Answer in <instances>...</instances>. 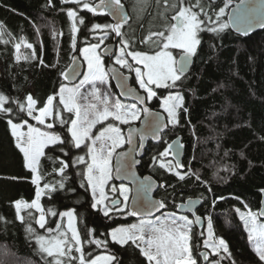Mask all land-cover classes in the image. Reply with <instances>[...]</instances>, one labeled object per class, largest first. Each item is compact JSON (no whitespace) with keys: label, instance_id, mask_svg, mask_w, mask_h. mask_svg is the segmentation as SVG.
<instances>
[{"label":"trees","instance_id":"16d2710c","mask_svg":"<svg viewBox=\"0 0 264 264\" xmlns=\"http://www.w3.org/2000/svg\"><path fill=\"white\" fill-rule=\"evenodd\" d=\"M183 3L195 5L197 0H183ZM199 5L194 11L203 9L213 20L217 19L219 9L224 8L219 19L227 23L226 0H199ZM69 9L76 11L78 17L75 42L72 21L67 16ZM157 11V7H151L136 19L131 8L130 21L122 28V39L129 42L131 51L150 53L157 47L153 42L155 37L145 42L152 32L162 31L168 24ZM201 18L207 19L203 13ZM94 24L110 22L105 15L93 14L61 0H0V93L7 98L4 108L10 109L0 111V264H46L34 234L47 235L46 229H55L57 223L64 228L59 213L68 210L74 213L86 259L106 254L114 258L112 264H148L138 246L131 242L123 246L116 244L109 235L113 229L130 225L137 219L127 211L105 216L100 209L92 208L93 198L85 178L89 163L87 148L75 147L67 131L74 115L59 103L60 88L66 85L63 74L72 57L80 55L83 47L96 43L94 36L104 32L93 30ZM199 38L201 44L189 73L174 87L152 86L157 93L148 101L152 109H157L159 100L171 92L181 95L183 104L177 122L168 125L161 140L147 141L138 173L149 174L159 183L156 197L163 202L164 212H176L177 206L189 198L202 201L197 214L211 219L215 238L223 239L228 245L230 255L222 253L221 264H264L237 213V209L241 213L247 209L257 212L259 191L264 190V29L247 36L234 34L230 28L219 33L204 31ZM21 40L32 47H24ZM18 43H21L19 51L15 47ZM120 69L133 75L125 68ZM130 82L138 88L133 79ZM96 84L89 83L83 90L85 99ZM103 84L100 86L112 95L113 102H128L119 98L111 81ZM28 96L37 102L33 115L39 114L49 96L54 98L53 118L47 121L54 122L50 130L64 141L45 149L38 169L40 188L49 184L53 189L45 190L40 200L47 221L45 229L36 224L40 213L35 209L21 211L22 223L17 219L15 208L17 200L31 203L37 190L8 123L11 120L36 124L27 115ZM56 112L60 113V119L56 118ZM178 136L185 147L182 168L178 169L183 180L161 168L157 161L163 159L159 153L167 143ZM81 156L85 157L84 163L78 161ZM49 209L56 215L49 214ZM29 226L33 234L26 230ZM93 239L104 243L98 247L89 242ZM204 239L203 229L193 226L189 242L197 262L201 261L199 250ZM79 255L72 253L73 257ZM66 262L79 264L78 259Z\"/></svg>","mask_w":264,"mask_h":264},{"label":"snow or ice","instance_id":"6c2138e0","mask_svg":"<svg viewBox=\"0 0 264 264\" xmlns=\"http://www.w3.org/2000/svg\"><path fill=\"white\" fill-rule=\"evenodd\" d=\"M65 3H73L82 9L87 10L93 14H97L99 10L104 8H110L112 15L119 19L115 23L111 24H94L93 30H103L104 36L100 39L99 43L91 44L88 47L80 49V55L83 56L87 62V73L84 76V80L80 82V85L67 88L61 87L59 92V103L63 105V109L68 113L74 114L75 118L71 119V126L67 131L71 135V139L74 142L76 148H80L84 145L87 148V157L90 163L87 164V170L85 172V178L87 180L88 187L92 191L93 203L92 208L97 209L100 206V210L103 211L105 216H108L109 209L105 201L108 200V196L105 192V187L112 179V158L116 153V149L123 146L125 143L131 145L133 143V133L135 129H131L127 138L122 134L120 127L113 123H108L106 127L93 134V128L97 124H101L103 121L109 120L117 121L119 124H129L130 121H134L140 118L141 111L145 117L150 115L148 108L138 109L136 104L126 105L116 100L114 103L109 104V98L104 96L101 98L97 95V89L93 87L91 96L98 100L102 105V109L97 104H90L82 106L78 103L81 98L80 88L86 83H93L99 81L104 83L106 80V72L103 67V62L97 49L104 39L108 37V32L115 33L116 37H122V27L127 22V17L122 13L121 0H100L99 5H94L88 2V0H63ZM243 3V0H241ZM175 7V5L173 6ZM199 0L195 5L188 4L185 6L183 0L179 5V10L171 17L174 21L169 23L164 30L158 32H152L149 37L146 38L153 41L158 50H155L152 54H148L143 51H127L130 44L127 40L121 39L122 45L120 52L116 55L115 63L123 68H132L126 57H131L137 67H135L136 81L140 88L147 93V100H152L157 95L152 86L156 88H171L176 85V82L181 80L184 76L188 65L191 63L192 57L196 54L198 45L201 44L199 34L201 32H213L219 33L232 26L229 23H223L220 21V17L224 14V8H220L216 13V20L208 16L206 12L194 11V8H199ZM227 7V5H225ZM201 13L207 19L201 18ZM67 16L72 23L73 41L75 42V36L78 31L76 26V20L78 19L76 11L69 9ZM84 21L81 19L80 23ZM254 23H259L261 27H264V14L259 17L256 15V8L253 6L249 8L245 14L238 15L233 24L237 27L238 31H249L253 27ZM242 26V27H241ZM24 47L31 48L32 45L21 40ZM21 43L15 45L17 51L21 47ZM173 50H180L182 53L181 58L178 60L173 54ZM17 59H20L17 56ZM142 66V67H141ZM131 91V90H129ZM53 97L49 96L47 103L41 109H39V115H33L34 106L36 100L31 96L27 97V115L35 119L38 124L44 125L45 118L53 115ZM137 101L141 104L144 103V98L136 97ZM6 97L0 95V111L8 112L10 109L4 108ZM183 104V97L179 94L168 95L161 101V107L168 115V124H175L177 122V109ZM21 105V111H23ZM55 116L60 119V113L56 112ZM12 135L16 138V147L23 154L25 167L28 168L32 175V183L37 185L36 197L31 203L23 200L15 201V208L17 212V219L22 223L24 217L21 215V211L24 209H35L40 213L39 218L36 220V224L41 229H45L46 219L45 212L40 203V198L45 190L52 191V187L49 184H44L43 189L40 188V175L38 172L41 158L45 156V149L49 145L63 144L64 141L60 135L54 134L50 131H43L39 127L27 125V131H21L23 125L19 123H13L8 121ZM26 123V122H25ZM63 123V121H62ZM149 127L152 129V135L155 139H160V133L163 128L166 127L160 120L158 115L148 122ZM48 129L53 128L51 123L47 124ZM144 135L141 134L140 146L143 147ZM90 141V143H86ZM175 144V142H173ZM173 145H168L165 150L159 153L160 158L167 157L169 151ZM179 147H183L180 145ZM126 153H117L118 159H123ZM156 162L157 158H153ZM80 163L85 162V157H78ZM159 166L165 168L168 171H173L176 168L181 167L179 161L175 164L172 161L165 163L163 159L159 161ZM64 168H60V172H63ZM122 168L118 166L116 168L117 175L121 173ZM127 175V173H126ZM134 175V174H133ZM181 180L184 179L183 175L177 173ZM145 181L149 178L145 177ZM62 186V185H61ZM112 191L115 192L116 188L113 187ZM130 189L124 184L119 187V195L123 197V208H115L117 212H125L130 216L141 215V211L145 216H151L154 210L163 208V202H153L147 199H141V193H147L151 191V186L145 187L143 184L137 189V201H139L138 208H129L127 203L129 199ZM113 205L119 203L118 201H112ZM247 207V206H246ZM49 214L56 215L51 209L48 210ZM237 213L240 216V220L243 221L244 227L248 232V238L253 242L254 251L261 261H264V222L260 221V217H264V208H261L259 212H253L249 210L246 213H241L237 209ZM30 214V213H29ZM61 217H67V230L62 231L63 225L61 223L56 224V228H47V235H35V242L38 246V250L46 258V264H65L67 260L78 259L79 264H112L114 259L112 256H97L94 259H86L83 248L80 233L77 230L75 223V216L73 212H61ZM196 223L200 222V217H196ZM193 221L189 220L186 216H175L174 214L165 215L163 218L157 217L155 221L151 219H141L138 224H132L128 227H117L113 229L109 235L114 243L119 245H126L129 242L136 244L140 248L141 254L146 258L148 264H197V260L193 258L192 248L190 246L191 239V225ZM30 234H33V229L29 226L26 229ZM68 233H71L69 237ZM90 243L96 244L98 247L104 242L99 239H93ZM205 249H211V254L220 255L223 252L226 255L229 254L228 245L223 239H217L214 237L213 225L211 219L208 220V238L204 241ZM73 250L76 253H80L79 257H73ZM205 260L208 259V253H201ZM50 258V259H47ZM214 264H220L219 261H215Z\"/></svg>","mask_w":264,"mask_h":264},{"label":"water","instance_id":"95a60500","mask_svg":"<svg viewBox=\"0 0 264 264\" xmlns=\"http://www.w3.org/2000/svg\"><path fill=\"white\" fill-rule=\"evenodd\" d=\"M210 2H215L216 0H209ZM227 3H229V8L227 10L226 14V20L227 23L232 24L230 30L237 35L241 36H247L249 34L261 31L264 29V27H261L259 23H254L251 30L245 32V31H238L235 24H233L234 19L238 15H243L246 13V11L251 8H256V15L259 17L261 14H264V0H243V3L241 0L232 1L226 0ZM97 3L96 5H99ZM123 7L121 9L122 13L127 17V22L129 20V13L124 4H121ZM104 11L106 16L111 20L112 23L117 22L119 19L116 16L112 15V10L110 8H104L98 11L101 12ZM126 22V23H127ZM125 23V24H126ZM242 27V26H241ZM116 54V38L111 44H108L104 46L101 50V56L107 59V65H106V72L107 75L114 86L119 98L123 101H128L131 103L136 104L141 110L143 108H148L150 115L148 117H145L143 112L141 111V118L136 124L129 125L125 130V138H127L128 133L131 129H135L136 131L133 133V143L131 145L125 144V147L114 155L113 158V181L115 184H125L130 186L131 188V194L130 199L128 202L129 208H138L139 207V201H137V189L141 184H143L145 187L151 186V191L147 193H141V199H147L153 202H161L159 198L156 197V192L159 188V183L149 174L140 175L138 173V166L140 164V158L143 156L146 143L147 141H152L153 143H158L161 140L162 133L167 129L168 123H167V117L159 110L152 109L148 105V101L146 99V94L144 92H141L138 88L131 85V75L125 74L116 64L113 62V58ZM182 53H179L177 56V59L179 60L181 58ZM194 61V56L192 57L191 63L188 65V68L184 75L188 74L189 71L192 68V64ZM84 73V64L82 60L80 59L79 55H74L72 57V60L68 66V68L65 70L63 74V78L68 85L75 84L80 80ZM131 90V91H129ZM136 97L144 98V103L141 104L137 101ZM158 115L160 117V120L163 124L166 125V127L163 128L162 132L160 133V139L157 140L152 135V129L149 127L148 122H150L154 116ZM141 134L144 135L143 140V147L140 146L141 143ZM175 142V144L173 143ZM168 145H173L172 149L169 151L170 158L174 163L179 161L181 167L184 160V154H185V147L181 142V138L178 136L174 139H172ZM182 145L183 147H179ZM168 147V146H167ZM126 153L127 155L123 159H118L117 153ZM120 166L122 168L121 173L119 176L117 175L116 168ZM180 168V167H179ZM127 173V175H126ZM134 174V175H133ZM145 177H148L149 179L145 181ZM261 195V199L259 202V209L264 208V190L259 191ZM117 201V200H114ZM201 200L199 198H189L186 199L184 202L180 203L176 208L177 214L182 215H188L191 216L193 219V225L198 229H203L204 227V220L201 216L197 214V211L201 205ZM118 204V203H117ZM116 204V205H117ZM111 207H115L116 205H113L111 202ZM164 212V207L159 208L157 210H154L151 216H145L143 212L141 211V215L133 216L137 220L143 219H151L155 218L159 215H161ZM196 217H200V222L196 223ZM260 221L264 222V217L259 218ZM201 253H206L205 251H202ZM200 253V255H201ZM202 257V264H207V260H205Z\"/></svg>","mask_w":264,"mask_h":264},{"label":"rangeland","instance_id":"374dc122","mask_svg":"<svg viewBox=\"0 0 264 264\" xmlns=\"http://www.w3.org/2000/svg\"><path fill=\"white\" fill-rule=\"evenodd\" d=\"M62 2H63V0H61ZM63 3H65V2H63ZM180 1L179 0H135V3H133L132 2V5H131V8L133 9V14H134V17H136V19H140V17L142 16V15H144L145 13H147L149 10H150V8L151 7H153V8H155V7H157V9H158V11H157V13H159V16H160V18L162 19V20H165V22H167L168 24L169 23H172L173 21L171 20V17L179 10V5H180ZM66 4H71V3H66ZM147 5H150L148 8H145L144 9V7L145 6H147ZM175 5V7H173ZM185 6H187L186 4H185ZM228 6H229V3H228ZM82 8V7H81ZM161 9V12L159 11ZM72 21V20H71ZM72 23H73V21H72ZM168 24H166V26L168 25ZM165 26V27H166ZM165 27H163V30L165 29ZM104 36V34L103 33H99V34H96L95 36H94V38H97V41H96V43H99L100 42V39L102 38ZM104 41H105V39H104ZM104 41H103V43H104ZM103 43L102 44H100V47L97 49V52L100 54V51H99V49L101 48V46L103 45ZM88 46H90V45H87V46H85V47H88ZM121 47L122 46H119V48L117 49V52H116V54H115V56H114V58H113V62H114V64H116L115 63V59H116V55H118L119 54V52H120V49H121ZM84 48V47H83ZM155 50H158V48L156 47L155 49H154V51ZM153 51V52H154ZM153 52H150V53H148V54H152ZM179 53H181L180 52V50H173V54H174V56H175V58L177 59V56H178V54ZM80 56V59L82 60V62H83V64H84V73H83V75H82V77L80 78V80L78 81V82H76L75 84H72V85H68V84H66V85H64V86H62V87H67V88H73V87H76V86H78V85H80V82L82 81V80H84V76H85V74L87 73V71H88V69H87V62L84 60V58H83V56H81V55H79ZM100 56H101V54H100ZM101 59H102V56H101ZM126 59L128 60V62H129V64H131L132 65V68H125L126 70H128V71H131L132 73H133V76H134V78H135V84L138 86V88L139 89H141L140 88V86H139V84L137 83V81H136V74H135V67H137V65L135 64V62L131 59V57H126ZM103 62V61H102ZM119 68L121 67L120 65H118V64H116ZM103 67H104V70H105V72H106V65L103 63ZM142 67V66H141ZM123 68V67H122ZM106 74H107V72H106ZM110 81V79H109V77H108V75L106 76V80H105V82H109ZM178 82V81H177ZM176 82V83H177ZM97 83V84H96ZM88 84L89 83H86V84H84L81 88H80V92H81V94H82V92H83V90L85 89V88H87L88 87ZM95 84L97 85V87L96 86H93V87H95L98 91H97V95L98 96H100L101 98H103L104 96H107L108 98H109V104H112V103H114L113 102V100H112V95H110V93L109 92H107V89H104V88H102L103 86H105L103 83H100L99 81H97V82H95ZM101 84H103V86H100ZM93 87L92 88H90V90H89V96H88V98L87 99H85L84 98V94H82L81 95V98L78 100V103L80 104V105H82V106H87V105H90V104H97L101 109H102V105L100 104V102L98 101V100H96V99H94L92 96H91V92H92V89H93ZM153 87H155V86H153ZM156 88V87H155ZM61 89V88H60ZM143 92H145L143 89H141ZM60 92V91H59ZM146 93V92H145ZM147 94V93H146ZM170 94H172V95H175V94H178L177 92H171V93H168L166 96H168V95H170ZM0 95H3V94H1L0 93ZM4 96V95H3ZM59 96V95H58ZM5 97V96H4ZM163 99V98H162ZM162 99H160L159 100V107H157V109L156 110H159V111H161L166 117H167V120H168V115H167V113L163 110V108L160 106L161 105V101H162ZM88 100H89V102H88ZM6 101H7V98H6ZM149 101V100H148ZM81 102H83V103H81ZM6 103V102H5ZM124 104V103H123ZM126 105H130V104H134V103H131V102H127V103H125ZM63 106V105H62ZM137 108L138 109H140L138 106H137ZM67 112V111H66ZM179 112H180V108L179 109H177V115L179 114ZM142 114V113H141ZM39 115V114H38ZM74 115V114H73ZM53 118V115H51V116H49V117H46L45 118V124L44 125H40V124H38V122L36 121V124L35 125H32V126H35V127H39V128H41V130H43V131H50V132H53V131H51L50 129H48L47 127H46V125L47 124H49L50 122H48L47 120H50V119H52ZM73 118H75V116L73 117ZM140 118H141V115H140ZM139 118V119H140ZM139 119H137V120H134V121H130V123L129 124H119V122H117V121H112L111 120V118H109V120H107V121H103L101 124H97L96 125V127L95 128H93V134L95 135V134H98V132L102 129V127H106L107 126V124L108 123H113V124H115L116 126H118V127H120V129H121V131H122V134L125 136V133H124V130L129 126V125H131V124H136L138 121H139ZM19 124H21V125H23L22 127H21V131H27V125H29L28 123H25V122H22V123H19ZM52 125H54V122H52L51 123ZM71 126V125H70ZM122 126H124V128L122 127ZM10 130H11V127H10ZM11 133H12V130H11ZM54 134H58V133H55V132H53ZM70 134V133H69ZM59 135V134H58ZM71 136V135H70ZM14 137V136H13ZM14 139H15V142H16V138L14 137ZM86 143H90V141H86ZM126 144V143H125ZM125 144L123 145V146H121L120 148H118V149H116V152H118L119 150H121V149H123L124 147H125ZM50 146H53V145H49L48 147H50ZM116 153H114L113 154V158H114V155H115ZM113 158H112V164H113ZM161 159H159V160H157L158 161V163H159V161H160ZM163 161L165 162V163H167L168 161H172V159L170 158V154H168V156L167 157H164L163 158ZM89 163H90V160H89ZM172 163L173 164H175L173 161H172ZM113 166V165H112ZM173 173H175L176 175H177V173H179L180 174V172L178 171V168H176V169H174L173 171H172ZM112 173H113V167H112ZM120 185L121 184H115L114 183V181H113V177H112V179L108 182V184L106 185V187H105V192H106V195L108 196V200L107 201H105V204H107V206H108V208L109 209H112L111 211H109V214H111V213H122V212H117L116 210H115V208H123L124 207V204H123V197L122 196H120L119 195V187H120ZM125 185V184H124ZM126 187H128L129 189H130V191H129V199H130V194H131V188H130V186H128V185H125ZM113 187H115L116 188V193H117V196H114L112 193H115V192H112V188ZM90 189V188H89ZM90 192H91V196H92V191H91V189H90ZM41 197H42V195H41ZM93 198V197H92ZM129 199H128V201H127V203L129 202ZM40 200H41V198H40ZM114 200H117L119 203L115 206V207H111V202L112 201H114ZM98 209H100V206H98ZM68 211H71V212H73L72 210H68ZM68 211H65V212H68ZM249 211V209H247L246 211H245V213L246 212H248ZM101 212L103 213V211L101 210ZM74 214V213H73ZM171 214H174L175 216H177V217H179V216H186V217H188V219L189 220H191V221H193V219L191 218V216H188V215H182V214H177L176 212H164L162 215H159V216H157V217H161V218H163L165 215H171ZM157 217H155V218H151V220H153V221H155V219L157 218ZM203 218V220H204V227H203V231H204V236H205V239H204V241L208 238V220L209 219H206L204 216L202 217ZM60 219H63L64 220V228L62 227V231H66L67 230V223H68V218L67 217H61L60 216ZM140 222V220H136V221H134L133 223H131L130 225H127V226H121V227H128V226H131L132 224H138ZM261 222H263V221H261ZM194 225L192 224L191 225V228L193 227ZM247 234H248V232H247ZM68 235H69V237L71 236V233H68ZM190 235H191V233H190ZM215 237V236H214ZM110 238H111V236H110ZM112 240V239H111ZM251 242V245H252V247H253V249H254V245H253V242L252 241H250ZM190 243V242H189ZM134 245H136V244H134ZM137 246V245H136ZM203 247L199 250V252L201 253L202 251H205L206 253H208V259H207V264H214V262L215 261H219V257H220V255L223 253V252H221V254L220 255H213V254H211V249H205V247H204V244L202 245ZM37 248H38V246H37ZM139 248V247H138ZM39 251V250H38ZM74 251V250H73ZM78 254H80V253H78ZM99 256H109V255H106V254H103V255H99ZM113 261V260H112ZM220 262V261H219ZM68 262H65V264H67ZM69 264V263H68ZM197 264H202V258H201V261L200 262H197ZM221 264V263H220Z\"/></svg>","mask_w":264,"mask_h":264},{"label":"flooded vegetation","instance_id":"af4514ba","mask_svg":"<svg viewBox=\"0 0 264 264\" xmlns=\"http://www.w3.org/2000/svg\"><path fill=\"white\" fill-rule=\"evenodd\" d=\"M88 2L91 3V4L96 5L97 3L100 2V0H88ZM132 2H133V0H121V4H124V5L126 6V8H127V10H128V13H129V20H128V22L130 21V17H131V12H130V10H131ZM96 15H102V16L105 15V16H106V14H105L104 11H101V12L97 13ZM106 17H107V16H106ZM107 18H108V17H107ZM108 20H109V22H110V24H111V23H112L111 20H110L109 18H108ZM128 22H127L126 24H128ZM173 22H174V21H173ZM126 24H124L123 26H125ZM122 28H123V27H122ZM102 33L104 34V32H102ZM115 38H116V52H117V49L119 48V46H122L121 43H120V40H121L123 37H116L115 33L108 32V37L105 39L103 45H102L101 48L99 49L100 54H101V50H102V48H103L104 46L108 45V44H111V43L114 41ZM127 51H131L130 48H128ZM102 61H103V63H104L105 65H107V59H106V58L102 57ZM131 79H133L134 82H135V78H134L133 75L131 76ZM140 91H141V90H140ZM146 96H147V94H146ZM168 143H169V142H168ZM168 143H167L166 147L168 146ZM181 168H182V167H180V168H178V169H181ZM112 192H113V191H112ZM112 194H113L114 196H117V193H116V192H115V193H112Z\"/></svg>","mask_w":264,"mask_h":264}]
</instances>
